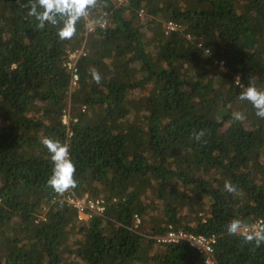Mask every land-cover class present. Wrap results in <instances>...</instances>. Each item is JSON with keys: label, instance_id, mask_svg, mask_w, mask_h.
Listing matches in <instances>:
<instances>
[{"label": "trees", "instance_id": "trees-1", "mask_svg": "<svg viewBox=\"0 0 264 264\" xmlns=\"http://www.w3.org/2000/svg\"><path fill=\"white\" fill-rule=\"evenodd\" d=\"M27 4L0 0V264H203L157 242L170 230L215 236L219 264H264V244L227 233L264 222V119L238 99L264 90V0H98L64 41ZM171 20L184 29L166 35ZM42 137L69 145L71 190L103 216L80 221L47 186Z\"/></svg>", "mask_w": 264, "mask_h": 264}, {"label": "clouds", "instance_id": "clouds-1", "mask_svg": "<svg viewBox=\"0 0 264 264\" xmlns=\"http://www.w3.org/2000/svg\"><path fill=\"white\" fill-rule=\"evenodd\" d=\"M98 5V0H29V4L23 7L29 8L28 16L38 21L37 28L44 29L46 24L57 28L56 35L59 40H69L76 35L78 21L90 15V9ZM98 21H90L89 26ZM93 82L100 84L101 75L93 69L91 71ZM236 83L240 84L239 77ZM238 99L249 102L255 110V115L264 119V90L257 89L251 79L249 85L240 92ZM236 121H243L245 116L241 112L233 113ZM205 132L201 130L194 133V139L199 141ZM42 146L47 150L51 164V176L47 186L51 187L57 194H63L77 187L74 178L76 166L70 156V148L66 143L51 137H42ZM224 188L227 192L235 194L237 189L230 181H225ZM229 235L240 234L246 243L255 242L256 247L264 244V222L255 226L254 230L244 228L240 220H232L227 226Z\"/></svg>", "mask_w": 264, "mask_h": 264}, {"label": "built area", "instance_id": "built-area-1", "mask_svg": "<svg viewBox=\"0 0 264 264\" xmlns=\"http://www.w3.org/2000/svg\"><path fill=\"white\" fill-rule=\"evenodd\" d=\"M143 14L144 11L141 10V17ZM183 29V24L173 20L164 23L162 26V30L166 35L182 31ZM86 55L87 53L84 47L68 53V59L65 66L71 74L72 89L77 88L78 86L80 79L78 63L80 59ZM82 111L84 112L85 108L82 109ZM70 119V113L67 111L63 116V123L68 125ZM63 200L78 212V218L80 221H90L95 215L103 216L107 210V202L104 199L90 198L88 195L78 197L71 189L63 193ZM135 221L136 227H138L141 223L140 218L136 216ZM260 223H262V220L254 221L245 225L244 228L254 230L255 226ZM157 242L160 244L185 242L203 256V264H219L215 257V246L217 244L215 236L196 235L182 230H170L166 235L157 238Z\"/></svg>", "mask_w": 264, "mask_h": 264}, {"label": "rangeland", "instance_id": "rangeland-1", "mask_svg": "<svg viewBox=\"0 0 264 264\" xmlns=\"http://www.w3.org/2000/svg\"><path fill=\"white\" fill-rule=\"evenodd\" d=\"M164 24V23H163ZM163 24H162V26H163Z\"/></svg>", "mask_w": 264, "mask_h": 264}]
</instances>
